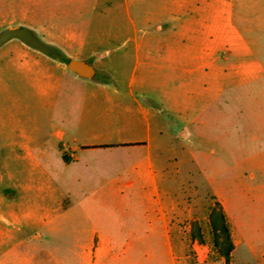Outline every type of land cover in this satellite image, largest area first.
<instances>
[{"label":"rangeland","instance_id":"rangeland-1","mask_svg":"<svg viewBox=\"0 0 264 264\" xmlns=\"http://www.w3.org/2000/svg\"><path fill=\"white\" fill-rule=\"evenodd\" d=\"M75 7L67 18L83 28L90 48L114 47L102 59L94 52L60 53L68 59L81 56L92 64L93 79L64 77L53 91L33 71L9 63L5 45L0 48V207L37 206L41 212L84 207L90 220L102 223L107 232L129 231L134 224L139 232L137 224L145 208L156 225L155 210L161 200L169 208L170 222L178 227L170 228L171 241L177 235L179 242L167 244L163 230L155 227L146 244L128 250L129 264H224L209 224L218 202L233 243L230 263L264 264L260 246L264 243V85L208 86L168 77L159 66L165 64L163 48L174 43L167 32L175 22L164 20L163 30L157 31L153 20L147 54L156 69L148 65L140 70L146 80L156 83L133 86V97L151 103L156 111L150 123L157 193L142 200L134 192L113 195L110 191L124 181L122 172L130 169L139 152L128 155V149L91 148L145 135L135 117V104L125 95L135 64L131 24L120 5L106 15ZM40 39L58 49L49 37ZM96 40H102L100 47ZM50 58L67 68L59 58ZM50 67L42 71L61 76ZM101 83L124 94L92 88ZM132 117L136 124L130 125ZM59 132L64 147H58ZM73 159L68 166L62 163ZM68 189L87 193L97 189V193L82 198L68 196ZM79 211L74 210L71 218ZM58 224L60 229L52 237L63 239L64 220ZM218 242H223L222 236Z\"/></svg>","mask_w":264,"mask_h":264},{"label":"crops","instance_id":"crops-1","mask_svg":"<svg viewBox=\"0 0 264 264\" xmlns=\"http://www.w3.org/2000/svg\"><path fill=\"white\" fill-rule=\"evenodd\" d=\"M118 5L124 9L130 21L133 35L129 41L133 42L135 54L134 69L127 81L129 87L125 95L134 102L135 117L144 128L145 135L91 149H128V155L139 152L137 155L140 157L131 164L130 169L122 172L124 177H119H123L124 181L118 183L110 193L120 197L124 192H134L135 197L142 200L152 192L157 193L150 123L156 111L153 105L133 97V86L156 83L146 80L148 77L140 70L148 65L154 66L147 54V38H150L153 20L157 22L153 23L157 31L163 30L160 22H175L167 32L175 39L174 43L163 48L165 64L159 66L168 77L191 79L196 84L208 86L238 83L264 85V0H0V28L25 27L32 30L39 39L42 36L49 37L50 42L57 44L56 50L60 52H94L99 53L102 59L111 54L114 47L108 44L102 50L90 48L83 28L67 17L76 10L75 6L106 15L116 11ZM58 17L61 23L57 22ZM101 41L96 40L98 47ZM4 45L9 63L19 69L33 71L37 79L50 83L53 91L64 77L70 81H73L72 76L84 79L68 71L47 54L17 39ZM70 59L86 61L76 55ZM46 66L59 70L61 76L42 71ZM174 71L178 74L174 75ZM190 73L192 75H186ZM92 88L105 94H124L106 83L92 84ZM133 118L129 120L130 125L136 124ZM61 138L62 133L59 132L58 147H64ZM74 159L62 163L68 166L73 164ZM66 192L68 196L86 198L89 194H96L97 189L88 193L85 190L77 192L69 189ZM14 195L13 191L9 197L13 198ZM77 207H69L61 212L54 209L41 212L37 206L0 207V264H129L126 258L128 250L133 245L146 244L153 228L158 226L163 230L167 244L179 242L177 235L176 241H171L170 228L175 231L178 227L170 222L169 208L164 207L161 200L155 210L156 225L152 212L145 208L141 212L142 220L137 224L141 228L139 232L132 228L135 224L129 231L120 229L107 232L102 223L90 220L84 207ZM79 209V215L72 219L73 211ZM172 210L178 213L174 205ZM180 213L183 214V208ZM60 220H64L65 235L63 239L53 238L52 234L60 229ZM260 246L264 248V243Z\"/></svg>","mask_w":264,"mask_h":264},{"label":"water","instance_id":"water-1","mask_svg":"<svg viewBox=\"0 0 264 264\" xmlns=\"http://www.w3.org/2000/svg\"><path fill=\"white\" fill-rule=\"evenodd\" d=\"M12 39H17L42 52L48 54L53 53V50L36 37L33 31L28 28L12 27L0 31V47ZM67 69L76 76L84 79H93L96 75V70L92 64L84 60L70 59L67 63Z\"/></svg>","mask_w":264,"mask_h":264},{"label":"trees","instance_id":"trees-1","mask_svg":"<svg viewBox=\"0 0 264 264\" xmlns=\"http://www.w3.org/2000/svg\"><path fill=\"white\" fill-rule=\"evenodd\" d=\"M53 50L52 54H49L52 57L59 58L61 62L68 63L69 59L63 57L60 51L56 50L55 48L50 47ZM149 105H152L149 102H146ZM107 147V146H103ZM209 224L212 230V233L215 237V244L223 257L224 264H231L230 263V253L233 250V243L230 238L228 224L225 219V215L223 210L218 202H215V205L212 211L209 214ZM222 236L223 242L220 244L218 242V238Z\"/></svg>","mask_w":264,"mask_h":264}]
</instances>
